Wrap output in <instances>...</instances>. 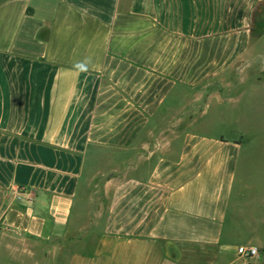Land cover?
<instances>
[{
	"label": "crops",
	"instance_id": "obj_1",
	"mask_svg": "<svg viewBox=\"0 0 264 264\" xmlns=\"http://www.w3.org/2000/svg\"><path fill=\"white\" fill-rule=\"evenodd\" d=\"M262 9L264 0H0L7 260L264 264L238 253L264 248V194L261 212H243L244 136L192 128L239 89L264 86V64L253 63L264 57ZM240 223L251 236L236 241Z\"/></svg>",
	"mask_w": 264,
	"mask_h": 264
},
{
	"label": "rangeland",
	"instance_id": "obj_2",
	"mask_svg": "<svg viewBox=\"0 0 264 264\" xmlns=\"http://www.w3.org/2000/svg\"><path fill=\"white\" fill-rule=\"evenodd\" d=\"M263 17L264 9L257 16L256 28L258 32L263 30ZM259 46L262 47L260 51L264 52V35ZM253 63L256 65L264 64V57L259 56ZM250 73L251 71H246L244 75L247 76ZM246 90V94L243 95L245 89H239L237 91H240L237 95L239 96L238 99L230 106L226 104L224 107L218 105L213 107L206 116L192 124V128L212 135H224L228 138L244 136L246 151L242 153L239 177L243 182L247 181L248 184L244 188V191L247 190L243 201L246 210L243 212L259 213L261 212V201L258 198L263 197L264 194V86L255 87L252 95L251 89L246 88ZM248 98L251 101H248ZM238 102L239 104H237ZM252 181L255 182L251 184ZM238 195L236 193L237 197ZM238 202H241V197ZM236 209V207H232L230 211L229 219L232 223L236 222ZM233 234L236 241H243L251 236L242 223L234 226ZM0 264L12 263L7 260L6 255L0 252Z\"/></svg>",
	"mask_w": 264,
	"mask_h": 264
},
{
	"label": "built area",
	"instance_id": "obj_3",
	"mask_svg": "<svg viewBox=\"0 0 264 264\" xmlns=\"http://www.w3.org/2000/svg\"><path fill=\"white\" fill-rule=\"evenodd\" d=\"M238 253L246 257H264V248L256 245H241L238 247Z\"/></svg>",
	"mask_w": 264,
	"mask_h": 264
}]
</instances>
